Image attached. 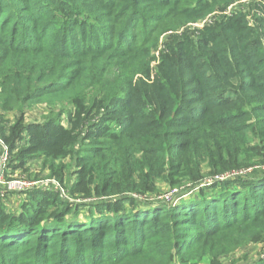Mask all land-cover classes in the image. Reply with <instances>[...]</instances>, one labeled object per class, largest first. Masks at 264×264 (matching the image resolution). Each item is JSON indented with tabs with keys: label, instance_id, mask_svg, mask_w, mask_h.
I'll use <instances>...</instances> for the list:
<instances>
[{
	"label": "trees",
	"instance_id": "trees-1",
	"mask_svg": "<svg viewBox=\"0 0 264 264\" xmlns=\"http://www.w3.org/2000/svg\"><path fill=\"white\" fill-rule=\"evenodd\" d=\"M234 1L0 0L8 173L30 179L40 161L33 180L63 190L0 195V264H221L264 250V0L194 28ZM185 25L197 33H174ZM186 187V203L161 195Z\"/></svg>",
	"mask_w": 264,
	"mask_h": 264
},
{
	"label": "built area",
	"instance_id": "built-area-1",
	"mask_svg": "<svg viewBox=\"0 0 264 264\" xmlns=\"http://www.w3.org/2000/svg\"><path fill=\"white\" fill-rule=\"evenodd\" d=\"M252 1L253 2L249 0H242V1L236 0L228 4L225 8L221 10H214L212 13L205 15L199 21H197L194 28L195 30L198 31V29H202L207 24L212 23L213 20L218 18L219 16H231L237 10L239 9L243 10V7L248 6L249 4H252V6L259 5V3L262 0H252ZM185 26H188V25H185ZM188 28L192 30L189 26ZM179 29L174 32L181 33L182 31ZM197 31H190V32L192 34H196ZM168 33H171V32H168ZM168 33H165L162 36L163 46H164V41L166 39V35ZM162 48H158L157 46L156 50L154 51H157ZM9 158H10V152H9L8 146L0 137V195L1 196L5 195L6 193H10V192L24 191L25 189H30L33 187H42L48 183L54 184L55 188H59L60 191L63 192L62 187L60 186L59 182L55 178H44V179H38V180H31V179L25 178L24 176H14V175L12 176L10 173H8V169H7Z\"/></svg>",
	"mask_w": 264,
	"mask_h": 264
},
{
	"label": "rangeland",
	"instance_id": "rangeland-1",
	"mask_svg": "<svg viewBox=\"0 0 264 264\" xmlns=\"http://www.w3.org/2000/svg\"><path fill=\"white\" fill-rule=\"evenodd\" d=\"M237 1H239V0H237ZM249 1L253 2L252 0H249ZM253 7L255 8L256 5H254ZM251 8H252V6H251ZM179 30L191 31L188 28V26H183ZM200 30L201 29H198V31H200ZM171 33H173V32H171ZM171 33H168V34H171ZM162 47H163V37L161 39H159V41H158V48H162ZM42 112H44V110L41 108V106L37 105L34 108L26 109L25 115L29 119H37V118H40V116L42 115ZM7 117L11 118L12 117L11 113L8 114ZM33 162L34 163L31 164L32 171L29 172V174L27 173L28 174L27 176H29L31 180L36 179V176L39 174V171H40L39 168H40V164H41L40 161L39 162L33 161ZM19 174H21V173H19ZM163 192H161V193H163L161 195H165V197H167V200L170 203H172L173 205H176L180 198H183V201L185 203L188 202L190 199L192 189L186 187V190L180 194H174L173 192H169V191L165 192V190ZM263 252H264V250H263L261 244H250V243L245 244L244 246H242L239 249H237L236 251H234L232 254L224 255L222 257L223 259L221 258L222 259L221 264H248L252 260H254L258 257H264ZM195 264H208V261L207 260L197 261Z\"/></svg>",
	"mask_w": 264,
	"mask_h": 264
},
{
	"label": "crops",
	"instance_id": "crops-1",
	"mask_svg": "<svg viewBox=\"0 0 264 264\" xmlns=\"http://www.w3.org/2000/svg\"><path fill=\"white\" fill-rule=\"evenodd\" d=\"M10 199L12 200V202H16L19 201L20 199L18 198V195H11Z\"/></svg>",
	"mask_w": 264,
	"mask_h": 264
}]
</instances>
